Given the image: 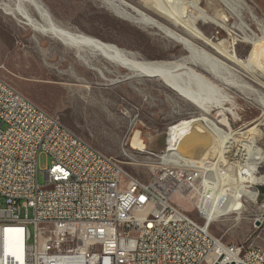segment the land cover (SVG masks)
I'll use <instances>...</instances> for the list:
<instances>
[{
  "label": "built area",
  "instance_id": "1",
  "mask_svg": "<svg viewBox=\"0 0 264 264\" xmlns=\"http://www.w3.org/2000/svg\"><path fill=\"white\" fill-rule=\"evenodd\" d=\"M164 149L142 181L0 76V264H264V250L223 242L206 219L245 155Z\"/></svg>",
  "mask_w": 264,
  "mask_h": 264
},
{
  "label": "rangeland",
  "instance_id": "2",
  "mask_svg": "<svg viewBox=\"0 0 264 264\" xmlns=\"http://www.w3.org/2000/svg\"><path fill=\"white\" fill-rule=\"evenodd\" d=\"M38 1L61 28L114 43L139 58L173 60L187 55L181 44L158 29L126 20L100 0ZM124 1L136 6V0ZM8 2L14 0H0V76L48 113L57 115L92 146L118 159L126 171L140 180L149 179L151 153L165 148L167 129L172 125L168 129L169 139L178 121L188 120L193 115L202 123L209 119L222 130L232 133H243L257 121L261 130L257 145L264 152V119L260 120L262 107L253 101V96L226 89L235 102L233 105L224 103L223 107L233 109L238 116L233 117L228 109L225 116L231 128L222 127L216 117L218 109L215 106L210 108L208 116L203 115L161 79L142 76L126 79L127 70L98 58L96 67L109 70L100 76L77 60L72 49L50 35L33 31L19 18L7 14L1 4ZM243 2L264 24V0ZM24 5L30 16L41 24L35 8L29 3ZM200 5L206 8V0H200ZM208 9L212 10L211 7ZM188 11L196 15L191 8ZM147 13L156 18L153 13ZM243 16L257 31L249 12L245 10ZM228 17L232 24L234 17ZM197 24L215 42L226 47L230 45L231 37L225 30L199 20ZM231 30L235 48L244 56L248 46L241 41L238 31ZM261 93L264 95V90ZM211 153L214 152L207 150L203 157H209ZM50 160L46 155L39 158V184L45 183L42 170L49 166ZM257 175L263 178L254 185V191L258 193L254 201L245 198L243 202L242 199L239 214L233 212L217 218L210 224V232L225 243L264 250V162L259 164Z\"/></svg>",
  "mask_w": 264,
  "mask_h": 264
},
{
  "label": "bare ground",
  "instance_id": "3",
  "mask_svg": "<svg viewBox=\"0 0 264 264\" xmlns=\"http://www.w3.org/2000/svg\"><path fill=\"white\" fill-rule=\"evenodd\" d=\"M100 1L126 20L158 29L181 44L187 55L173 60L139 58L135 53L114 43L61 28L52 21L38 0H14L1 4V7L33 31L50 35L72 49L77 60L94 69L100 76L109 70L106 67H96L98 58L127 70L126 79L137 76L161 79L169 89L195 106L203 115L208 116L210 108L215 106L218 109L216 117L220 125L227 128L231 127L225 112L230 108H224L223 105H233L235 101L225 90L233 89L245 96H253V101L262 107L260 120L264 119V95L261 93V90H264V24L257 20L243 0H206V8L201 7L200 0H136V6L124 0ZM218 2L224 8L218 5ZM25 3L35 8L42 20L41 24L30 16ZM209 7L212 8L211 11ZM188 8L194 10L196 15L191 14ZM245 10L255 21L257 31L245 21ZM147 11L153 13L156 18ZM229 15L235 19L232 24L229 23ZM197 20L225 30L231 37L230 45L223 46L207 36L197 24ZM231 28L240 33L241 41L248 46L244 56L235 48L236 41ZM230 111L233 117L238 116L233 109ZM188 118L178 121L171 130L169 144L162 153L165 158L171 156V159H178L179 155L197 159L203 157L207 150H212V155L218 153V156H224L230 149L244 154L246 158L244 172H230L226 178L229 184V189L225 187L227 200L219 210L207 214L206 219L210 225L221 216L233 212L239 214L243 205L242 199L254 201L256 198L254 185L260 183L263 178L262 175H257V169L259 164L264 162V152L257 145L261 134L258 128L260 123L256 121L254 126L243 133H232L222 130L212 120L205 119L202 123L195 115ZM180 205L191 209L193 202L187 200Z\"/></svg>",
  "mask_w": 264,
  "mask_h": 264
}]
</instances>
